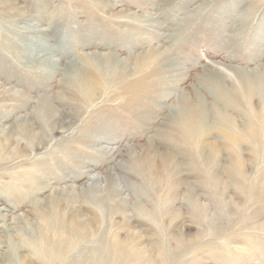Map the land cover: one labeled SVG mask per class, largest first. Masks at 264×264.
Here are the masks:
<instances>
[{"label": "rangeland", "instance_id": "rangeland-1", "mask_svg": "<svg viewBox=\"0 0 264 264\" xmlns=\"http://www.w3.org/2000/svg\"><path fill=\"white\" fill-rule=\"evenodd\" d=\"M2 1L9 7L0 5V208H8L6 201H11L12 195L21 201L17 208L9 204L11 210H0V264H93L100 258L97 250L109 252L120 230L104 202L112 189L119 194L110 202L131 209L137 208L141 198H148L144 203L146 215L152 209L153 216L146 219L152 221L164 241L169 239L164 264H264V231L253 230L255 220L247 218L261 209L258 220H264V202L251 193L257 188L264 193V0ZM15 12L22 16H15ZM154 68L162 83L152 97L123 93ZM86 70L98 76V95L102 97L96 106L105 108L92 120L110 127L108 138L104 135L87 150L112 148L118 156L112 164L98 162L88 177L75 181L69 176V180L53 185L60 192L62 189L61 198H67V204H62L65 208L83 203L99 213V224L91 227V240L77 241L75 246L80 248L72 244L61 261L54 262L51 253L45 252L57 236L53 233L56 229L40 209L32 208L34 196L25 198L10 181L27 169L44 173L52 181L57 176L54 171L60 164L54 156L77 144H69L63 137L68 132L50 135L57 119H68L65 115L58 118L62 107L56 101L62 87L74 84ZM226 100H234L231 108H224ZM184 101L199 105L206 118V125L194 134L179 123ZM79 106L69 100L65 109ZM86 106L75 132L87 121L92 107ZM219 112L223 128L244 141L234 149L242 162L240 174L249 193L238 209L240 214L231 217L221 204L229 201V196L216 195L208 177L217 161L227 159L226 153L212 162L200 156L203 145L212 143H219V150L224 151L222 135L213 128ZM39 139H45L46 144L39 145ZM35 145L39 148L31 153L30 160L11 166L9 161L17 162L19 154L29 155ZM147 151L154 159L168 153L177 166L180 185L165 203L162 194L155 191L156 185L130 163V157L137 164L141 162ZM119 163L137 170V176L113 171ZM111 174L112 181L107 183ZM93 177H99L93 190L83 195L74 191V200L70 198L69 186L84 192ZM188 187L198 189V205L203 209L199 218L190 217L193 208L187 200ZM52 192L45 191L34 199L51 196ZM164 205L178 207L179 219L185 216L183 226L179 219H168L164 230ZM131 209L125 211L126 216L132 215ZM83 213L92 216L88 211ZM245 225L248 228H243ZM174 227L185 239L195 241L201 236L200 242H191L187 251H174ZM229 236H234L235 242L227 241ZM101 241L104 247L99 245ZM235 253L245 256L233 262ZM103 255L98 264H117L114 257L109 260Z\"/></svg>", "mask_w": 264, "mask_h": 264}, {"label": "bare ground", "instance_id": "bare-ground-1", "mask_svg": "<svg viewBox=\"0 0 264 264\" xmlns=\"http://www.w3.org/2000/svg\"><path fill=\"white\" fill-rule=\"evenodd\" d=\"M0 5L1 6L3 5V7L6 6L9 7L7 5V1L0 2ZM16 14L17 15L15 16H20V15L22 16V14L19 13ZM156 70L157 68L156 69L154 68L145 72L141 77H139L135 81V86H130L129 88L127 86L123 90V93L126 94L131 93L130 95H132V97L134 96L152 97L155 94L156 90L158 89V84L160 85L162 83L161 78H159L160 74ZM74 84H70V86L68 87H62L61 90L62 95L59 96L58 100L56 101L58 105L62 107L61 108L62 110H60L61 113L58 114L59 116L58 118H60V115H65L68 119L66 120L62 118L57 119L54 122L52 128L50 129L51 137L55 136L57 133H61L62 135H65V133L68 132V134L63 137H67L66 140L69 142V144L71 143L77 144L75 146H66L64 151L60 152L61 156H54V161L60 164V167H58L54 171L55 174H57V176H55L54 180L52 181V179L48 178L47 175L44 173H38L36 170H31V169H27V170L23 169L24 171L22 172V174L19 173L18 176L14 177V182L10 181L11 183H13L12 185L13 187H18L16 191L17 192L20 191V194L22 196H25V198H32L34 196L33 199L30 200L32 208L40 209L41 214L49 219L48 221L50 226L56 229L57 232H53V233L54 235L57 234V236L53 243H49L47 245L48 249L45 252L48 255L51 253L52 261L54 262L61 261L62 256L65 254V251L68 248L70 251V246L74 244L72 245V247H74L77 241L83 240L86 242L88 240H91L89 238L92 231L91 227L93 225L95 226V224L96 225L99 224V220L97 219L99 213L95 209L87 207V205L83 203L65 208L66 206H62V204L66 203L67 198L66 200L61 198V195L62 197L64 196L63 195L64 193H62L63 192L62 189L60 192V189H58L59 187L53 185L60 180L62 181L69 180V176H72L71 179L75 181L82 179L84 177H88L92 172L95 171L96 168L95 166L98 162L101 163L102 165H104L105 163L112 164L116 161V158L118 156V154H116V151H113L112 148L107 150L105 149L104 150L99 149L94 151L87 150L89 146L92 145L94 142L99 141L102 138H105L104 135L106 136L107 134L110 133L108 131L110 127L107 128L102 124H100V122L95 123L92 120V118L95 115L98 116L102 114L103 113L102 111L105 109L103 108L104 106L103 107L96 106V102L99 101L100 98L102 97L101 95H98V89H99L98 76H96L92 71L86 70L85 72H83L82 75H80L79 79L76 80ZM118 95L120 96L121 94L118 93ZM69 100L80 103L79 108H73V109L70 108L71 110L67 111V109H65L66 102ZM233 102L234 100L224 101V108L225 109L231 108L232 105L231 103ZM85 105H87L86 107L89 106L92 108L91 110H89L87 121L84 123L82 129L80 131L75 132V130L78 128L79 123L82 122V116L86 113V109L84 108ZM182 105L183 106L180 105V107H182V111L180 114L182 117H180L181 120H179V123L182 125L184 130H186V132L188 133H192L193 131L195 132V130L201 128V126L206 125L205 123L206 118L199 105L190 103L188 101H184ZM218 115H219L218 118H214L215 126H213V128H216V130H218V132H220V134L222 135L221 142L223 144L224 151L219 150L221 147L219 143H212L209 145V147L206 146L207 148L210 149L209 150L210 152H208V150L206 151V147H204L203 145V147L201 148L200 156L204 161L212 162L213 160H217L216 159L217 157L221 159L223 156L222 154L224 152L226 153L228 160L224 158L223 161H221L222 159L217 161L218 163L216 167L213 170L209 171L210 173L208 177L210 179V183L216 195L229 196V201H223V203L221 202V204L226 208L228 217H231L236 212L237 215L240 214V211L238 209L239 208L241 209L240 205H244V202L242 201H244L245 196L247 195V193H249L247 185L244 182L243 176L240 174L242 173V162L238 158L239 156L234 149L235 144L244 141L241 138L239 139V137H235V135L231 134V132L228 129L226 128L224 129L223 127L225 125H224V121L222 120L223 116L221 115L220 112L218 113ZM57 129H59L60 131L58 132ZM104 131L107 132L104 133ZM248 131L249 130H247V132ZM205 134H207V132ZM178 137L179 136H177V138ZM106 138L108 137L106 136ZM180 139L181 140L183 139V134L182 137H180ZM38 144L45 145L46 144L45 139H39ZM39 145H35L34 148L29 149L30 152L29 155L27 154L17 155L15 159L18 158L20 159L14 163L13 160L9 161L11 166L15 165L16 163L22 164L25 161L30 160L31 158L29 159V157L31 153L36 151L39 148ZM27 148L29 147H24L23 149H27ZM59 149H61L60 146ZM51 150L52 148H50L49 150L50 153L53 152ZM93 160H97V161H95V163L92 164ZM130 163L131 164L133 163L132 165L137 167L138 171L141 170L142 173H145L149 181H152L156 185L155 191L157 193L159 192L160 194H162L161 197L163 203H165V201L170 197V195H173L171 194V192L172 191L174 192L176 187L180 185L179 177L176 173L177 166L173 162L172 156L169 155L168 153H162L160 156L157 157V159H154L152 156L149 155V151H147L144 154L143 158L141 159V162L137 164L135 159L133 157H130ZM137 170H134L133 168L132 169L125 168L123 163H119L118 167H114L113 171H116L117 173L118 172L123 173L127 176L135 177L137 176L136 174ZM112 176L113 175L111 174V177L109 176L106 177L107 183L112 181ZM98 180L99 177L91 178L90 185L88 187L84 186V192L79 190L76 191L75 189H73L72 186H69L68 189L69 191H71L73 195L70 194L69 192L67 193H69L71 199L75 197V192H78L79 195H83V193L88 191L90 192L91 190H93ZM21 189L25 191H22ZM48 190L53 191L51 196L42 197L40 198V200L34 199L37 196H43L44 192ZM254 190H252L251 193L254 194L255 197H258V201L264 202V193L260 194L261 191H259L258 188ZM118 194H119L118 190H114V189L110 190V193L105 198L104 202H106L105 203L106 209L110 211V213L113 216H115L114 225H116V228L120 229L119 232L124 236L123 238H119L120 235L118 232L114 238L115 240H113V244L109 252L107 253H105V250L103 248H99L97 252L99 253L100 258L96 259V261H93V264L100 263L103 254H104L103 257L105 259H109V260L114 259V263L117 264H164L167 260V251H168L167 244L169 243L168 241L169 239L164 241L162 239V235H159L157 233V229L153 225L152 221L146 219L145 216L147 215L153 216V213L151 211L152 209L149 211V214L146 215V213L148 212L147 209L145 208L146 204L144 203L148 201V198L147 199L141 198V202L137 205V208L131 209L126 204H121L115 201H113V203L110 202V200L112 201L114 197ZM186 195H187V200L189 201L190 204H192L191 206L193 208L191 210L190 217L199 218L200 214H202L201 211L203 209L198 205V189H192L188 187L186 188ZM12 197L13 198H10V196L5 197L6 198L5 201L9 198L12 200L6 201V203H8V208L1 207L0 210H8V211L11 210L9 208V204L12 205L13 208H17L19 206L21 200H19L18 197H16V195H12ZM20 198L22 199V197ZM73 200H70V202ZM176 208L174 206L172 208L171 207L168 208L165 205L162 206L161 217L163 221L164 230H165L166 221L168 219H170L169 222H171L180 218L178 217L179 216L178 207ZM50 209H53L54 211H50ZM129 209L132 210L131 211L132 215L126 216L125 211ZM83 211H88L89 213L92 214V216H88L87 214L83 213ZM260 211L261 209L254 211L247 218L253 222L255 220L254 222L255 224L251 226V228H254L253 230L258 229L264 231V220L262 221L258 220V217L261 216ZM1 216L5 217L4 214H1ZM184 217L185 216L181 217V219L178 220V222H180V226L184 225V221H182L185 219ZM117 218L120 219L117 220ZM248 226L249 225H245L243 228L245 227L248 228ZM175 227L171 230L172 236H175L172 238L174 251L176 252H180L181 250L187 251L188 247L191 246V242H194V244L200 242L201 236L200 239L197 237L195 241L185 239L181 231L176 232ZM219 229L220 228L216 229V231L219 232L220 231ZM226 239L227 241L231 240L235 242L234 236H229ZM101 243L102 241L99 242L100 246L103 244ZM79 246H75L74 248H80ZM102 246L104 247V245ZM231 251L233 252L234 250ZM232 252L229 253L232 254ZM234 255H235V260H233V262L242 260L245 256V255H240V253H235ZM219 258L222 260V262L225 261L224 258L218 257V259ZM232 259H234V256Z\"/></svg>", "mask_w": 264, "mask_h": 264}]
</instances>
